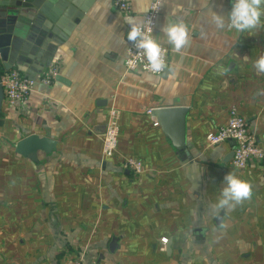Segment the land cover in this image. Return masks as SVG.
I'll list each match as a JSON object with an SVG mask.
<instances>
[{
  "label": "crops",
  "instance_id": "0c3cea01",
  "mask_svg": "<svg viewBox=\"0 0 264 264\" xmlns=\"http://www.w3.org/2000/svg\"><path fill=\"white\" fill-rule=\"evenodd\" d=\"M152 1L128 0L125 13L114 0H73L48 20L57 50L41 60L58 74L38 81L26 102L4 103L0 118V264H264V162L238 172L232 142L206 141L237 106L264 149V73L253 67L264 55V16L249 32L218 31L208 11L227 15L231 0H163L154 36L169 49L168 72L151 77L125 66V18L140 22ZM177 18L190 35L179 53L160 31ZM175 103L188 109L191 159L149 112ZM110 108L120 111V135L106 158ZM31 134L55 140L52 155L39 151L34 162L17 153ZM127 156L142 159V173L123 168ZM229 172L252 196L217 217L209 204Z\"/></svg>",
  "mask_w": 264,
  "mask_h": 264
},
{
  "label": "water",
  "instance_id": "95a60500",
  "mask_svg": "<svg viewBox=\"0 0 264 264\" xmlns=\"http://www.w3.org/2000/svg\"><path fill=\"white\" fill-rule=\"evenodd\" d=\"M71 2L73 0H5L3 3L0 11V118L5 97L1 73L15 67L21 71L26 69L40 73L51 66V61L45 63L41 60L44 50H57V43L49 40L53 38V34L48 20L55 21L56 14L70 7ZM186 12L187 10L183 16ZM53 39L57 41L56 38ZM38 41L42 43L38 44ZM167 72L166 70L160 76L165 77ZM56 78L61 79L58 76ZM187 111L186 106L175 103L173 106L156 107L151 114L175 148L185 152L191 159L185 137ZM55 148L56 141L52 138L31 134L17 143L16 152L38 162L39 151L50 156ZM232 156L233 152L230 154L231 158ZM116 244V239H113L111 250L116 248Z\"/></svg>",
  "mask_w": 264,
  "mask_h": 264
},
{
  "label": "built area",
  "instance_id": "2783aa9c",
  "mask_svg": "<svg viewBox=\"0 0 264 264\" xmlns=\"http://www.w3.org/2000/svg\"><path fill=\"white\" fill-rule=\"evenodd\" d=\"M162 1L153 0L139 22L145 29L151 28L153 35L162 8ZM115 3L117 8L122 12L129 13L132 10L128 0H115ZM162 48L166 53L165 63L167 65L169 49L164 45H162ZM125 66L129 71L141 70L147 74L156 76H160L165 71L164 69L159 73L152 72L148 67L146 58L131 43L127 49ZM57 74L58 67L56 65H51L46 71L43 70L36 77L25 75L18 69L3 71L1 79L4 87V103L14 106L17 103L26 102L38 81L50 84ZM119 117L120 111L116 108H110L103 136V155L106 158H113L118 148L120 135ZM154 124L158 126L157 121ZM206 141L209 146H218L228 141L232 142L233 156L230 163L238 172L245 171L252 161L264 162V149L259 145L254 130H252L247 118L238 111L237 106L229 108L227 121L214 131L209 132L206 136ZM122 166L133 174H140L144 170L142 159L130 156L123 159ZM161 241L166 243L168 239L164 238ZM72 264H83V262L80 257H77L73 260Z\"/></svg>",
  "mask_w": 264,
  "mask_h": 264
},
{
  "label": "clouds",
  "instance_id": "9594fccd",
  "mask_svg": "<svg viewBox=\"0 0 264 264\" xmlns=\"http://www.w3.org/2000/svg\"><path fill=\"white\" fill-rule=\"evenodd\" d=\"M174 9L170 15H175ZM210 23L216 30L225 28L234 29L236 32H249L261 24L264 16V0H232V7L227 15L209 9ZM129 26L127 41L137 49L147 60L148 67L154 73L162 72L165 67V50L160 41L152 34L151 28L145 29L142 24L131 17H126ZM168 44L173 51L181 52L189 43V27L183 19H169L161 29ZM203 35V34H202ZM253 67L257 73H264V55L255 60ZM264 95V93H260ZM224 186L215 203L209 204V209L214 216L219 217L222 211L234 209L252 196L251 184L232 172L225 175Z\"/></svg>",
  "mask_w": 264,
  "mask_h": 264
}]
</instances>
